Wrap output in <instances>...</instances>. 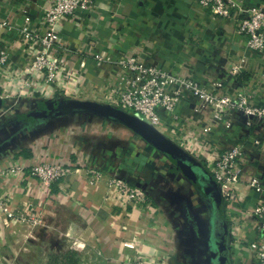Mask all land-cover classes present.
<instances>
[{"label": "crops", "instance_id": "1", "mask_svg": "<svg viewBox=\"0 0 264 264\" xmlns=\"http://www.w3.org/2000/svg\"><path fill=\"white\" fill-rule=\"evenodd\" d=\"M46 2L0 0V19L13 23L40 19ZM231 3L239 14L264 7V0ZM92 4L91 12H80L62 26L63 42L72 52L68 57L89 58L78 98L103 99L109 84L119 80L115 62L98 64L93 57L119 58L122 52L113 42L123 35L121 49L140 52L145 64L177 72L220 94L242 90L253 96L257 106H264V53L249 47L234 18L210 14L199 0H93ZM86 35L87 43L82 40ZM22 52L14 51V65ZM233 67L238 74L230 73ZM2 103L0 193L10 210L22 218L35 217L36 222L0 212V264H125L126 257L135 254L148 259L159 256L165 264H212L208 237L214 205L193 174H202L215 185L203 164L192 167L198 163L177 147L171 153L160 150L129 126L99 114L58 115L56 110L43 109L53 107L43 103L4 115ZM197 106L198 99L187 93L175 111L161 110L163 125L179 120L177 129L168 128L163 135L173 143H179L180 133L201 135L206 113ZM27 120L31 125H25ZM214 132L202 138L216 141ZM229 133L243 136L248 158L259 166L264 181V145L259 149L255 145L264 136V122L242 116ZM43 162L75 166L78 171L61 186L46 185L28 172L2 173L13 165L28 168ZM83 166L149 188L154 207H127L109 192L106 180L89 182ZM257 198L255 191L230 204L222 198L231 264L253 263L251 244L260 233L249 217L246 228L232 236L231 213L244 212Z\"/></svg>", "mask_w": 264, "mask_h": 264}, {"label": "built area", "instance_id": "2", "mask_svg": "<svg viewBox=\"0 0 264 264\" xmlns=\"http://www.w3.org/2000/svg\"><path fill=\"white\" fill-rule=\"evenodd\" d=\"M92 2L93 0H47L40 19L28 18L17 23L0 19V100L3 102L4 114H10L22 107L35 109L40 104L77 97L80 94L81 88L85 86L89 58L83 56L75 61L68 57L72 52L63 42L62 26L66 20L76 17L80 12H91ZM199 4L214 16L234 18L237 32L247 36L249 47L264 53L263 6L253 7L248 13L239 14L234 11L231 0H199ZM116 30L114 27V32ZM88 39L90 38L87 35L82 38L85 43ZM113 43L122 52L119 58L103 55L93 57L98 64L115 62L119 67V80L109 84L103 100L146 118L154 128L166 135L168 128H178L176 125L179 120L169 122L168 126L163 125L160 111H175L187 93L198 99L197 110L206 113L202 134L180 133L179 143L176 140L174 143L204 165L226 203L239 200L248 191L258 193L254 204L244 212L232 211L231 234L238 235L246 228L245 220L251 217L260 233V237L251 244L254 252L252 264H264V181L260 177L259 166L251 163L248 158L247 144L242 139L243 136H231L229 133L232 124L242 122V116L264 122V106H257L253 96L242 90L220 94L207 90L177 72L145 64L140 52L121 49L125 46L123 35ZM18 50L23 52L17 65H14L11 58L14 51ZM230 73L236 75L239 70L233 67ZM11 97L14 100L10 103ZM209 132L216 134V141L202 138ZM255 145L257 149L262 148L264 136L257 139ZM81 168L86 170V176L91 183L106 180L109 192L117 194L127 207H140L145 210L154 207L149 188L118 176L106 177L105 172L98 167ZM77 171L78 167L75 166L43 162L28 168L13 165L5 168L2 173L21 175L28 172L46 185L61 186L66 178ZM0 212L10 218L36 222L35 217L22 218L20 213L10 210L7 199L1 193ZM124 263L165 264L162 257L148 259L141 254L127 256Z\"/></svg>", "mask_w": 264, "mask_h": 264}, {"label": "water", "instance_id": "3", "mask_svg": "<svg viewBox=\"0 0 264 264\" xmlns=\"http://www.w3.org/2000/svg\"><path fill=\"white\" fill-rule=\"evenodd\" d=\"M59 100L60 102L58 106L60 109L56 110V114L58 115L62 113H74L76 111H88L105 116L107 118H112L132 128L134 131L141 134L146 140H148L151 144H153L160 150L171 153V148L177 147L189 159L198 163H193L192 167H199V164H202L190 157L183 149L166 138L162 133H160L150 124L149 120L140 116H136L138 114L119 109L115 106H112L111 104H105L93 100L67 98ZM40 106L41 104L38 107ZM197 176L199 177V180H201V183L204 187L203 189L205 190V194H209L213 199L211 200V205H214V214L212 216L213 229L211 235L208 237L211 246L212 262H214V264H230V249L225 232V227L223 224L222 198L218 189L219 187L214 179L213 182L216 186L214 184H211V182L208 181L202 174H198Z\"/></svg>", "mask_w": 264, "mask_h": 264}, {"label": "rangeland", "instance_id": "4", "mask_svg": "<svg viewBox=\"0 0 264 264\" xmlns=\"http://www.w3.org/2000/svg\"><path fill=\"white\" fill-rule=\"evenodd\" d=\"M67 99L93 100V101H98V102H101V103L108 104V103H107L106 101H104L103 99H97V98H91V97H90V98H84V97H79V98H78V97H72V98H71V97H70V98H67ZM58 102H60V100H59ZM57 104L59 105V103H57ZM111 105H112V104H111ZM47 106H48V105H47ZM47 106L44 107L43 109L51 108V109L54 110V108H52V107H47ZM112 106H115V105H112ZM115 107H117V108H119V109H122V108H120V107H118V106H115ZM27 110H28V109H27ZM63 112H64V111H63ZM4 115H5V114H4ZM136 116H139V115H136ZM25 125H26V126H27V125H28V126L31 125L30 122H29V120H27V122H26ZM119 133H120V132H119ZM193 174H196V175H195V176H196L195 179H196V181H197V186H198V187L200 186V188L203 187V185L201 186V180H199V177L197 176L198 174H197V173H193ZM203 188H204V187H203ZM203 193H204L205 196L208 197L209 194L206 195V194H205V190H204ZM209 198H210V200H213L212 197H211L210 195H209ZM211 202H212V201H211ZM229 256H230V262H231V251H229ZM213 261H214V260H213ZM211 263L214 264V262H212V261H211ZM215 264H216V263H215ZM230 264H231V263H230Z\"/></svg>", "mask_w": 264, "mask_h": 264}, {"label": "trees", "instance_id": "5", "mask_svg": "<svg viewBox=\"0 0 264 264\" xmlns=\"http://www.w3.org/2000/svg\"><path fill=\"white\" fill-rule=\"evenodd\" d=\"M57 103H59L58 100H57V101L47 102V104H50V105L53 106L52 108H54V110H57V109L59 110L60 108H59V106H58ZM52 110H53V109H52Z\"/></svg>", "mask_w": 264, "mask_h": 264}, {"label": "flooded vegetation", "instance_id": "6", "mask_svg": "<svg viewBox=\"0 0 264 264\" xmlns=\"http://www.w3.org/2000/svg\"><path fill=\"white\" fill-rule=\"evenodd\" d=\"M208 198H209V195H208ZM210 199V198H209ZM216 250V249H215Z\"/></svg>", "mask_w": 264, "mask_h": 264}]
</instances>
